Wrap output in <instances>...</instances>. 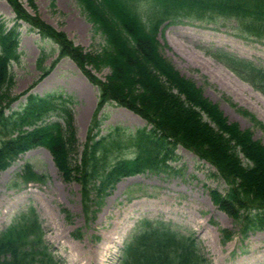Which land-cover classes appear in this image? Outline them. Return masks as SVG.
Instances as JSON below:
<instances>
[{"label":"trees","instance_id":"1","mask_svg":"<svg viewBox=\"0 0 264 264\" xmlns=\"http://www.w3.org/2000/svg\"><path fill=\"white\" fill-rule=\"evenodd\" d=\"M15 19L30 25L56 45L58 58L71 59L98 89L86 142L76 137L72 106L62 92L28 94L19 109L11 64L20 58L18 23L0 17V171L29 149H47L64 181L80 189L83 212L91 220L105 197L123 177L166 171L180 145L209 163L226 188L211 190L213 203L230 216L241 234L264 231V145L250 130L230 122L218 105L204 97L162 53L158 34L170 24L228 26L243 39L264 40V0H75L104 45L90 52L28 11L24 0H5ZM230 71L264 93V68L222 50L212 54ZM54 65V62L53 64ZM39 69L43 70L41 60ZM109 69L103 79L95 72ZM48 73L43 70L42 75ZM26 93V92H24ZM115 102L140 116L144 127H110L100 134L98 112ZM247 115L264 133L263 123ZM24 181L34 180L25 165ZM69 216V214H68ZM224 241L230 232L222 230ZM44 240L34 208L0 231V264H59ZM120 264H210L197 238L171 223L143 220L127 244Z\"/></svg>","mask_w":264,"mask_h":264},{"label":"rangeland","instance_id":"2","mask_svg":"<svg viewBox=\"0 0 264 264\" xmlns=\"http://www.w3.org/2000/svg\"><path fill=\"white\" fill-rule=\"evenodd\" d=\"M33 1L39 17L64 32L75 44L90 52L103 47L101 34L85 19L75 0ZM23 4L34 12L27 0ZM0 17L8 26L15 23L14 14L4 0H0ZM19 24L21 56L10 68L15 82L13 94L31 90L30 93L38 95L50 92L72 95L77 138L82 146L96 107L97 88L88 83L68 58L60 59L41 77V56L42 66L48 67L57 57L56 45L40 37L29 25ZM158 36L164 56L177 70L192 79L204 97L219 106L228 121L252 130L254 138L264 143L262 131L245 115L264 123V94L212 56L214 48H220L264 66V41L237 38L228 26L197 23L166 26ZM95 73L104 78L109 69ZM25 97L22 95L12 108L18 109ZM124 111L113 103L107 104L100 112L102 132L110 126L133 130L144 125L139 117ZM25 163L31 164L39 174L37 183L27 185L19 179ZM167 165V172H146L122 179L88 220L78 186L63 180L46 149L34 148L0 172V230L33 206L47 242L61 264H118L123 247L136 232L140 220H163L179 231L193 233L210 264H264V231L242 238L231 217L212 203L210 191L225 188L215 170L182 147L175 150ZM221 229L232 232L224 244ZM76 235L79 239L74 238Z\"/></svg>","mask_w":264,"mask_h":264},{"label":"bare ground","instance_id":"3","mask_svg":"<svg viewBox=\"0 0 264 264\" xmlns=\"http://www.w3.org/2000/svg\"><path fill=\"white\" fill-rule=\"evenodd\" d=\"M124 112H126V111H124ZM127 113L131 115V113H129V112H127ZM90 261H93V258H90Z\"/></svg>","mask_w":264,"mask_h":264}]
</instances>
